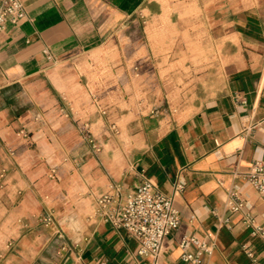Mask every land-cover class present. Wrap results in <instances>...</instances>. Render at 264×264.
Wrapping results in <instances>:
<instances>
[{
    "label": "crops",
    "instance_id": "1",
    "mask_svg": "<svg viewBox=\"0 0 264 264\" xmlns=\"http://www.w3.org/2000/svg\"><path fill=\"white\" fill-rule=\"evenodd\" d=\"M22 2L25 15L0 31V164H13L0 219L20 247L5 264H153L96 211L110 184L125 196L142 175L180 215L156 264H192L184 234L215 241L204 264H264V236L252 233L264 193L235 174L264 162V0ZM83 122L100 131V151L78 135ZM55 158L66 164L46 189L62 196L58 250L21 229L37 212L35 165ZM229 187L245 199L239 211L225 205Z\"/></svg>",
    "mask_w": 264,
    "mask_h": 264
},
{
    "label": "built area",
    "instance_id": "2",
    "mask_svg": "<svg viewBox=\"0 0 264 264\" xmlns=\"http://www.w3.org/2000/svg\"><path fill=\"white\" fill-rule=\"evenodd\" d=\"M24 15L22 0H0V31L8 22L16 23ZM78 127L90 149L95 153L100 151L101 145L90 133L89 124L83 122ZM111 128L115 129L116 125L112 123ZM18 133L23 137L27 136V131L24 129H20ZM3 172L0 171L1 176ZM235 174L242 175L256 190L264 193V162L260 159L252 160L247 170L235 171ZM55 175L56 168L52 166L49 176L55 177ZM183 188V181L174 182L173 194ZM244 204V197L235 187L226 189L225 205L232 212L241 210ZM97 210L105 221L115 227L124 228L136 239L135 257L137 259L142 256H151L153 264H156L162 250L164 237L176 229L180 222L179 212L173 204V196L157 190L151 178L145 175H142L141 181L134 190L125 196H122L119 184H110L106 191L96 197ZM252 233L264 236V227L254 226ZM214 244L213 239H199L194 235L184 234L179 240L181 259L192 264H204L203 256L213 251ZM242 246L255 262L253 250L245 244Z\"/></svg>",
    "mask_w": 264,
    "mask_h": 264
},
{
    "label": "rangeland",
    "instance_id": "3",
    "mask_svg": "<svg viewBox=\"0 0 264 264\" xmlns=\"http://www.w3.org/2000/svg\"><path fill=\"white\" fill-rule=\"evenodd\" d=\"M78 127V125H77ZM109 132H117V128L108 129ZM89 131L92 136L97 140V142L101 145V149L103 148V143L101 135L99 134L100 131L97 129H91L89 127ZM78 135L83 139L85 145L87 146V141L83 138L79 127L77 129ZM28 135V133H27ZM103 136H108L107 134H103ZM100 149V150H101ZM64 151L67 149L63 148ZM65 161L62 158L54 159V161L47 162L45 160H41L36 163L35 167H37L39 171L38 177L35 179L34 183L32 184L35 187L36 195H34V199L37 203V212L33 216V220L30 223L27 221H22V234H37L43 239L47 237H52L49 241V245L53 246L58 249L67 248L68 241L66 240L65 234L60 226V217H58L57 211L63 210L62 200L61 197L58 199V202H55V198L52 199L51 193L46 192V189L49 185L59 184L61 180V171L63 167H65ZM13 164L6 163L5 165L0 164V171H4L5 176L0 177V183L6 179V176L11 174V167ZM54 166L56 168V175L55 177L49 176L51 167ZM15 168V167H13ZM22 180H25L24 178ZM58 197V196H57ZM4 203L2 199H0V205ZM13 206V205H12ZM1 216V214H0ZM7 216V213L0 219V264H5L7 260V256L13 255L12 253L15 250L20 249L19 244L14 241V237L17 233L15 226L13 225H5L4 218ZM13 260V259H12Z\"/></svg>",
    "mask_w": 264,
    "mask_h": 264
}]
</instances>
